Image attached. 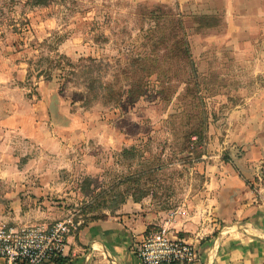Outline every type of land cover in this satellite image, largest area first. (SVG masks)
I'll list each match as a JSON object with an SVG mask.
<instances>
[{
	"label": "rangeland",
	"instance_id": "obj_1",
	"mask_svg": "<svg viewBox=\"0 0 264 264\" xmlns=\"http://www.w3.org/2000/svg\"><path fill=\"white\" fill-rule=\"evenodd\" d=\"M262 1L0 0V95L26 111L46 82L72 100L52 222L131 203L168 214L223 180V202L240 187L264 211Z\"/></svg>",
	"mask_w": 264,
	"mask_h": 264
},
{
	"label": "crops",
	"instance_id": "obj_2",
	"mask_svg": "<svg viewBox=\"0 0 264 264\" xmlns=\"http://www.w3.org/2000/svg\"><path fill=\"white\" fill-rule=\"evenodd\" d=\"M174 1L179 7H237L247 0ZM66 96L64 89L45 82L38 100L21 111L0 95V225H47L56 218L51 206H43L57 188L56 173L68 160L67 144L75 132V116L67 110L72 100ZM62 141L65 145L58 146ZM228 182H206L187 208L168 214L131 203L112 215L77 222L62 254L44 264H142L134 248L148 230L167 222L179 239L196 246L199 259L194 264H264V211L247 201L240 187L223 202L218 188L228 190ZM218 220L245 221L246 228L225 229L222 238H215L210 230ZM0 264L5 263L0 259Z\"/></svg>",
	"mask_w": 264,
	"mask_h": 264
},
{
	"label": "built area",
	"instance_id": "obj_3",
	"mask_svg": "<svg viewBox=\"0 0 264 264\" xmlns=\"http://www.w3.org/2000/svg\"><path fill=\"white\" fill-rule=\"evenodd\" d=\"M66 218L47 225L13 227L0 225V259L5 264H44L63 252L66 236L77 226ZM170 222L148 230L135 256L142 264H194L199 255L196 246L179 239Z\"/></svg>",
	"mask_w": 264,
	"mask_h": 264
}]
</instances>
